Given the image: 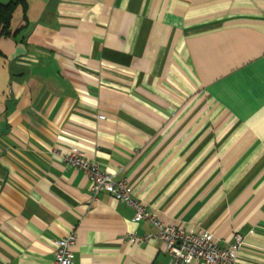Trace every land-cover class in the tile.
Masks as SVG:
<instances>
[{"label": "crops", "instance_id": "crops-1", "mask_svg": "<svg viewBox=\"0 0 264 264\" xmlns=\"http://www.w3.org/2000/svg\"><path fill=\"white\" fill-rule=\"evenodd\" d=\"M69 149L264 264V0H23L0 35V264H54L73 230L72 264L167 262Z\"/></svg>", "mask_w": 264, "mask_h": 264}, {"label": "built area", "instance_id": "built-area-1", "mask_svg": "<svg viewBox=\"0 0 264 264\" xmlns=\"http://www.w3.org/2000/svg\"><path fill=\"white\" fill-rule=\"evenodd\" d=\"M61 159L65 165L87 176L92 200L100 193H107L126 203L133 210L136 221H149L155 228L153 233L144 236L128 234L125 240L132 244L157 240L167 256V262L161 264H237L238 252L243 244V237L239 233L234 234L231 241L218 244L213 234L203 228L193 230L163 222L133 195L131 184L124 175L116 177L106 172L97 161L84 158L77 149L62 153ZM54 243V264H72L71 249L77 243L76 231H71Z\"/></svg>", "mask_w": 264, "mask_h": 264}, {"label": "trees", "instance_id": "trees-1", "mask_svg": "<svg viewBox=\"0 0 264 264\" xmlns=\"http://www.w3.org/2000/svg\"><path fill=\"white\" fill-rule=\"evenodd\" d=\"M23 0H9L8 3H0V35H8L10 32V20L18 4Z\"/></svg>", "mask_w": 264, "mask_h": 264}]
</instances>
